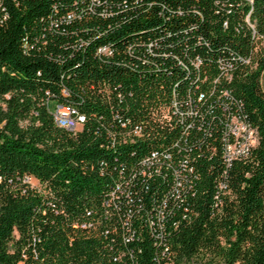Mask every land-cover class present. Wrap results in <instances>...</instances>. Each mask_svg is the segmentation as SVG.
I'll return each instance as SVG.
<instances>
[{
	"label": "trees",
	"instance_id": "1",
	"mask_svg": "<svg viewBox=\"0 0 264 264\" xmlns=\"http://www.w3.org/2000/svg\"><path fill=\"white\" fill-rule=\"evenodd\" d=\"M2 13L0 264H264V0ZM50 99L79 130L55 124ZM232 114L257 141L227 164Z\"/></svg>",
	"mask_w": 264,
	"mask_h": 264
},
{
	"label": "built area",
	"instance_id": "2",
	"mask_svg": "<svg viewBox=\"0 0 264 264\" xmlns=\"http://www.w3.org/2000/svg\"><path fill=\"white\" fill-rule=\"evenodd\" d=\"M5 17L6 14L2 13L0 19ZM52 116L57 126L69 131L79 130L83 121L81 114L75 113L73 109L65 105H55ZM256 141L255 129L239 115H230L225 122L222 135V156L224 161L228 164L236 159L247 158Z\"/></svg>",
	"mask_w": 264,
	"mask_h": 264
},
{
	"label": "rangeland",
	"instance_id": "3",
	"mask_svg": "<svg viewBox=\"0 0 264 264\" xmlns=\"http://www.w3.org/2000/svg\"><path fill=\"white\" fill-rule=\"evenodd\" d=\"M0 106H3V104L1 103V100H0ZM54 108H55V102L54 100L50 99L48 101V109L53 112ZM26 180L31 186L39 187L35 179L28 178ZM193 263L194 264H216V259L207 252H201L195 256V260Z\"/></svg>",
	"mask_w": 264,
	"mask_h": 264
}]
</instances>
